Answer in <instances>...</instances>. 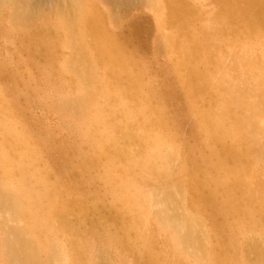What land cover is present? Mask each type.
I'll return each instance as SVG.
<instances>
[{"label":"rangeland","instance_id":"rangeland-1","mask_svg":"<svg viewBox=\"0 0 264 264\" xmlns=\"http://www.w3.org/2000/svg\"><path fill=\"white\" fill-rule=\"evenodd\" d=\"M111 1L90 0L87 16L98 21L92 23L88 20L91 24L86 21L80 25V32L85 35L82 38L88 43V54L94 63V84L87 82L88 88L94 89L90 91V105L102 104L108 110L121 107L122 110L112 119L125 126L115 125L111 129L123 154H146L154 137L159 139L155 142L163 151L172 152L164 148L173 146L179 160L175 162L169 158L168 171H165L168 182L177 186L180 199L186 198L189 211L200 217L205 225V238L210 248L207 253L208 250L211 252L212 264H221L224 259L226 261L222 264H258L256 255L249 251L243 238L249 232L246 228L251 222L250 213L252 220H258V232L264 231L262 121L243 105L233 103L235 106L232 105L230 115L226 114L225 123L227 121L226 126H231L236 132V141L230 140L241 151L226 163L223 152L219 150L221 145L206 131L205 112L209 111V115L219 112L225 103L230 104L231 99L240 93L243 100L254 103L264 121V81H261L262 86L257 84L259 77L264 75V8L258 0H151L142 1L134 8ZM9 13L7 9L0 14V113L16 127L18 125V129L32 133L30 145L36 155L33 154L36 169L48 183L52 182L50 184L54 186L58 200L73 204L75 209L68 224L74 227L75 234L83 235L89 243L88 260L96 262L104 257L109 264H150L143 246V238L150 232L153 238L150 255L157 257L158 264L199 262L203 252H193L191 257L183 256L184 252L170 243L168 231L158 230L153 220L149 221L147 231L142 230L136 219L138 210H132L129 198L115 201L109 193L111 187L101 179L102 175L110 173L115 180L109 184L122 179L130 184L129 190L133 194L135 190L143 192L160 186L165 174L158 177L156 173H148L141 168H127L124 163L129 157L125 155L113 159L115 166L107 168L108 156L114 154L111 149L107 150L108 155L100 156L88 171L83 166L84 157H95V154L85 149L84 153L74 152L72 146L67 145L77 143L78 133L75 127L71 130L64 125L67 118L65 110L60 109V101L68 95H76L82 83L77 74L63 69L72 49L64 45L63 30L53 27L54 19L50 15H54H46L45 20H48L44 21L50 23L41 33H36L34 26L30 29L32 40L43 36L47 42L53 43L50 53L46 48H36L32 42L29 43L22 29L13 30ZM101 46L103 49L106 47V53L103 51L102 55ZM247 48L251 51L250 58L246 54ZM78 61V67L82 66V58ZM122 105L138 112L134 122H128V114L123 113L125 108ZM110 121L111 118L106 119V122ZM140 125L145 129V135L150 134L141 141L137 137ZM246 133L249 136L244 139L243 134ZM78 136L83 138L80 134ZM225 169H236L242 179L243 192L237 199L241 207L239 214L230 212L232 199L223 180ZM244 193L247 197H242ZM78 205L87 208L80 216L77 215L80 212ZM213 208L221 211V215ZM93 224L99 229V234L90 232ZM121 224L125 225L124 228L120 227ZM49 226H52L50 222ZM48 230L51 231L50 228ZM2 231L0 264H7L2 250ZM74 233L63 227L61 233L55 232L54 238L65 242V235ZM109 236L115 237L112 244L106 241ZM44 238L41 236L42 242ZM69 241L72 242L73 238ZM215 245L218 247L214 248ZM72 258V264H76L74 251Z\"/></svg>","mask_w":264,"mask_h":264},{"label":"bare ground","instance_id":"bare-ground-1","mask_svg":"<svg viewBox=\"0 0 264 264\" xmlns=\"http://www.w3.org/2000/svg\"><path fill=\"white\" fill-rule=\"evenodd\" d=\"M89 1L90 0H0V14H3V11L9 9L10 13L8 15V18H9V23L11 24L12 28H14L13 30L19 28L22 29L23 34L25 35V38L29 41V43L32 42L33 44L32 43L31 44L34 45L36 48L39 47L46 48L50 53L52 52L51 47L53 43L47 42V39L45 37L43 38V36L41 35H39L41 36L39 37L41 39L36 38L37 40L35 39L32 40L33 34L30 29L32 26H34L36 33H41L43 29H45L47 24L50 23V22H45L48 20V19L45 20L46 15L47 14L54 15V16L50 15V17L51 18L53 17L54 19L53 27L63 30L65 35L64 45L72 49V55L63 64V69L71 73L77 74L78 78L82 83V85L79 87L81 89L76 95H68L60 101L62 102L60 109L65 110V114H66L65 117L67 118V120L64 122V125L66 126V128L71 130L75 127L76 133L82 135L83 137L81 138L80 136H78V134H76L78 138L77 143L74 145L72 144H67V145L72 146L71 149L74 152L76 151L78 153L79 152L84 153L85 150L86 151L88 150L92 152L93 155L95 154V157L93 156H91V158L88 157L89 159L84 157L83 166H85V168H87L88 171L91 170V165L95 163L100 156L107 154V150L111 149L114 154L110 157L108 156V160L106 161L107 168L112 167L113 165L115 166L114 164L115 161L113 162V159H117V158L120 159V156L125 155V157L127 158L129 157L128 161L126 158L127 162L124 163V166L125 167L127 166V168H135V169L141 168L147 171L148 173H156L158 177L161 176L162 173L165 174L166 177H162L161 180L162 182L161 183L159 182L160 186L155 187V189L153 190H145V191L143 190V192L135 190V192L133 191V194L129 190L131 189L130 184L128 182L121 181L122 179L121 180L117 179L116 180L117 182H114L113 185L109 184L112 182L111 180H115V178H111L112 175L110 173H106L102 175L101 179L104 180V183L107 185V187H111V191H109V193H111L110 195L112 198L114 197L113 199H115V201H122V199H125L126 197L129 198L128 200L130 201V206L132 210L139 211V212L137 211L136 213V219L139 221L138 224L139 223L141 224L143 228L142 230L147 231L149 221L153 220L158 230L160 229V231H163L165 233H167L168 231L170 243L175 249H177L178 246L179 247L178 250L184 252L182 253V255L185 254L186 256L191 257L194 255L193 252L196 251L197 252L199 251L200 253L203 252L205 255L201 253L200 255L201 257L199 256L200 261L197 262L196 264H212L213 258L211 252H209L208 250L207 253V249L210 248H209V242L205 238L206 237L205 235L207 234L204 231L205 225H203V222L200 217L193 215L191 211H189L190 208L189 206L188 207L186 206L187 202H185L186 198L181 197L183 199H180V197L178 196L177 186L171 184L170 181L168 182V175H167L168 173H166L165 171H168L167 166L168 163L170 162L169 158L172 157L175 162L179 160L178 153L175 151L174 148H172L173 146L170 147L169 145L167 146V148H164L165 150H169V151L171 150L172 152L163 151L162 147H158V143L155 142L158 141L159 139L154 137L152 139L153 145L146 154L135 155L132 152L131 153L129 152L130 154L127 153L123 154L124 151L118 147V142H119L118 138H113L112 129H111V126L113 127L115 125H120V126L123 125V123L121 124V121L119 120L115 121L112 119V117H114L118 111L122 110L121 107L115 106L114 108L111 107L108 110L102 104L101 105L95 104L92 106L90 105V98H91L90 91L94 89L92 87L88 88L87 82L89 81L88 83L91 82V84H94V78H95L94 63L88 54V43L86 42V40L83 39L85 35L83 36L82 34L83 31L80 32V30L82 29L80 28L81 24H84L86 21L87 23H90L88 22V20L91 22L92 21L94 22V20L95 22L98 21L97 18L90 19L87 16V10H88L87 7L91 3ZM112 1L115 2L116 4L125 5L126 8H134L135 6H138V4L142 1L148 2L151 0H112ZM258 3L261 4L262 8H264V0L263 1L258 0ZM262 15L264 16V13ZM262 21L264 23V17ZM34 37H36V35ZM104 49L102 47V51H100L101 55L102 53L104 54L105 52ZM246 54L248 55V58H250L251 51L248 49L246 51ZM80 58H82L83 65L78 67L77 63L79 62L78 60H80ZM261 76L259 77V81L257 82V84L260 86L263 85L261 83L264 81V75ZM261 78H263V80H261ZM233 103L234 104L236 103L238 105H243V107L247 108V110L254 112V115L257 118L261 119L262 122L261 121L260 122L264 129L263 118L259 116L258 114L259 111H257L256 106L253 105L254 103L248 102L246 99L243 100V97L241 96L240 93L237 94L235 98L231 99L230 104L229 102L228 104L225 103L222 106V108H220L219 112L214 111V114L210 113L209 115L207 114L209 111H206L205 112L206 113L205 116L207 119L206 120L207 123H205L206 131L209 137L213 138L216 142H218L219 146L221 145L219 150L220 152H223L222 154L224 159L226 160L225 161L226 163L229 161V159H232V157L238 156L239 152L241 151L239 147H238L239 149H237V147L234 144H232L234 141L232 142L230 140L232 139L236 141L237 138L235 137L237 135L236 132L235 131L233 132L231 126H226L227 121L225 123V120L227 119V118L225 119L226 114L230 115V113L233 111L232 109L233 107L232 105H234ZM122 106L125 108V110H123L124 111L123 113L128 114L127 115L128 122H134L136 117L138 116L137 114L138 112L134 111L133 109L128 110L126 105H122ZM140 114L141 113H139V115ZM107 118L108 119L111 118L112 121L106 122ZM242 120L245 121V119ZM240 121L241 120H239L238 122ZM141 125L138 128L139 131H137L138 133L137 137L140 141L141 139L145 138L146 135H148V134L145 135V129ZM17 127L5 115L0 113V228L3 230L2 232H4V240L1 242H3L4 244V249L2 248V250H4L3 254H4L5 262L7 264H72L74 263L72 258V251H74L77 257L76 264H86L88 261L89 264H109L108 262H106V259L104 257L96 262L92 261L91 259H90L91 261L88 260L89 258H87L88 257L87 251L90 249L89 243L85 240L84 237H82L83 235L81 236L79 234H75L74 227L68 224L69 216L72 210L75 209L73 208V204H67L64 201L58 200V197L55 194L56 191L54 192V186H51L50 184L52 182L48 183L44 175H42L41 172L36 169L34 156H33L34 153L32 152L33 149L31 150V145H30V134L32 135V133L28 134L25 132V130L22 131ZM123 127L121 126V128ZM131 134L133 135V132ZM248 136H249L248 133L243 134L244 139L248 138ZM44 138L45 137H43V139ZM48 139L50 138L48 137ZM46 140L47 139H45V141ZM228 140L231 142V144L229 143ZM227 143H229L230 145ZM58 149H60V147H58ZM68 153L70 154V151H68ZM96 155H98L97 158ZM223 171H224L223 180L225 184L229 187V193L232 199L230 202L231 207H229L232 208V211L230 212H232V215L239 214L241 207L239 205V200L237 199L240 198V194H242L241 192H243L241 189L242 179L238 174V171H236V169H225ZM122 172L124 174L125 171ZM117 175H119V173ZM163 178H166L167 181L166 180L165 181L168 183H166L163 180ZM153 180L155 179L153 178ZM194 185L196 188V184ZM196 189L199 190V188ZM242 197H247V196L244 193ZM214 200L212 201L214 202ZM200 201H204V199ZM211 205H213L212 202ZM77 208L80 210V212L77 213L78 216H80L81 212H84L87 209L86 207H82L80 205H78ZM212 212L211 214L214 215ZM219 212L221 215V211ZM251 215L252 213H250L251 222L250 224L248 223L249 224L248 227L246 226L247 227L246 229L249 230V232L247 231L248 232L247 233L246 231L241 230L243 231V233L246 232L247 234L245 235V238H243L244 239L243 241H245L249 251L252 252L254 255H256L258 264H264V231H260V233L258 232L259 231L258 229H260L258 227V220L256 218L252 220L253 215L252 216ZM129 221L131 222V220ZM28 222H30V224ZM49 222L52 224L51 227L50 226L48 227ZM134 222L136 221L134 220ZM124 223L125 222H123L122 224ZM244 223L247 224V222ZM122 224L120 225V227L125 226ZM131 224H133V222H131ZM220 224L221 223H219L218 225L220 226ZM27 225L29 226L27 227ZM63 227H65L66 229H70V232L74 233L70 235H65L66 238L65 242L56 240L54 238L55 232L61 233ZM228 227L231 228V225L229 224ZM49 228L51 229L50 232L48 230ZM222 228L223 227H221V229ZM54 230H58V231H54ZM90 230H91L90 232L91 233L93 232L94 235L99 234L100 232L98 231L99 229L97 230L94 224L93 226L90 227ZM85 232L83 231V233ZM107 232H110V230L109 231L107 230ZM150 234L151 233L149 232L143 238L144 243L142 241L144 248H146L145 257L147 256V259L149 257L150 264L151 262L152 264H158L157 257L153 258L150 255L151 254L150 250L152 248V242H153L152 235ZM41 236L45 237L44 239H42L43 242L41 241ZM130 236L131 235H129V237ZM72 238L73 241L76 240V242L69 241ZM106 241L107 243L109 242L112 244V242L115 241V237L109 236L108 240ZM213 247L215 248L218 246L215 245ZM223 249L226 250V248L224 247ZM224 260H222V262ZM223 264H227V262Z\"/></svg>","mask_w":264,"mask_h":264}]
</instances>
